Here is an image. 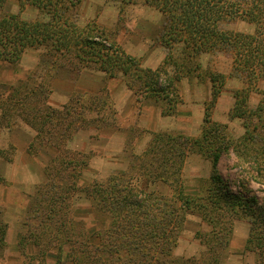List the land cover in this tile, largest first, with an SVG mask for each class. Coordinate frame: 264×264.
<instances>
[{"label":"rangeland","instance_id":"rangeland-1","mask_svg":"<svg viewBox=\"0 0 264 264\" xmlns=\"http://www.w3.org/2000/svg\"><path fill=\"white\" fill-rule=\"evenodd\" d=\"M9 1L3 10L14 14L18 1ZM74 2L76 4L77 0ZM27 7L24 14L21 13L22 19L49 21L48 15H43L38 8L32 5ZM32 8L38 9V19ZM72 18L80 27L94 23L105 29L109 39L106 44L118 45L126 54L139 59L144 68L159 69L169 53L175 57L181 56L180 46L169 48L164 43L163 34L169 23L167 16L143 0H134L133 3H123L122 0H80ZM222 27L244 33H254L257 29L256 25L245 20L227 21ZM261 30L264 31V28ZM262 36L264 38V32ZM33 50L40 62L36 67L26 64L24 69L30 70H22L21 61L18 65L0 61V85H7L2 91L9 96L14 92V88L9 90V87L22 83L21 96L15 95L12 100L18 96L24 98L29 90L26 83L29 82L33 86L31 88L39 90L33 100L45 98L51 106L60 109H64L66 104L73 105L72 110L82 118L78 117V122L73 126V134L67 142L69 155L65 158L80 161V164L75 162L76 165L72 164L65 173L58 171L56 163L51 162L58 154L49 147L33 145L38 142L37 137L43 125L40 118L36 121L26 110L16 113L12 118L0 120V225L5 227L0 226V264H137L127 252L130 246L123 243L119 251L116 252V248L111 251L110 239L106 235L108 216L96 208L90 189L97 184L107 185L116 178L130 183L136 192L143 190L157 196L171 197L177 194V187L182 186L184 192L194 199L205 196L213 168L204 148H200L196 141L204 134L206 102L212 97L211 80L208 77L210 71L221 73L226 79L212 113V121L224 126L222 131L227 133V138L233 143L239 141L247 131L252 134L259 132L264 136V112L250 120L232 114L236 95L246 88L248 81L243 72L236 70L232 52L202 55V69L206 70L202 74L204 78L186 77L178 83L182 102L173 105L174 111L169 109L168 101L161 104L159 100L148 96L140 81L135 88L141 92L137 93L127 84L122 72L111 76L100 67L105 60L101 55L90 60V66L78 67V61L58 59L47 46ZM174 71L175 67L170 65L168 72L171 76ZM3 72L10 76L2 75ZM257 88L250 95L248 109L256 110L264 91V78L258 81ZM170 97L176 98L172 94ZM5 100L1 99V103H6ZM167 111L170 112L165 113ZM4 128L15 134V137L8 140L5 134L1 135ZM160 138L167 140V145L160 150L174 151L175 159L170 166V174L166 175L160 170L158 176L151 170L158 163L145 164L149 162L147 159L155 156L145 155L156 139ZM227 145L225 136L219 145V172L227 183V189L234 195H242L246 199L255 196L263 201L264 176L259 180L254 179L250 165L242 160L238 150L236 152L233 146L228 148ZM262 148L259 147L258 152H264ZM48 165L51 166L50 177L57 181L58 187L66 182V185L72 184L69 190L70 215L65 226L45 229L47 231H44L40 246H37L34 240H39L41 229L37 220L40 215L33 220L27 209L30 196L38 189L49 193L50 177L45 170ZM4 172L11 179L21 180L22 189L8 188ZM35 174L38 177L36 182ZM3 194L7 197L5 202H2ZM178 206L180 232L177 239L172 237L164 243L167 248L171 247V241L176 244L164 258L169 261L172 255L174 258L202 261L210 257L212 245L208 240L212 238L213 225L203 213L184 209L181 201ZM151 207L152 210L147 209V213L156 211L159 217L162 212L172 211V207L165 206L159 199L152 201ZM244 211L241 210L239 215L250 212ZM239 215L221 218L223 223L227 222L230 231L221 237L227 243L223 249L217 248L218 264H264L263 255L248 245L250 220ZM118 242L124 241L118 239ZM22 243L25 252H22ZM162 253L161 250H150V255L156 257ZM26 256H32L33 259L29 260Z\"/></svg>","mask_w":264,"mask_h":264},{"label":"trees","instance_id":"trees-1","mask_svg":"<svg viewBox=\"0 0 264 264\" xmlns=\"http://www.w3.org/2000/svg\"><path fill=\"white\" fill-rule=\"evenodd\" d=\"M8 1L0 0V61L2 62L18 65L26 49L40 46L49 47L58 59L78 61V67L90 66V60L101 55L105 57V60L100 67L107 70L111 76L122 72L127 78V84L137 93L141 92L140 89L135 88L136 83L140 81L148 96L159 100L161 104L169 102V109L175 111L173 105L182 102L178 83L186 77L204 78L202 74L206 70L202 69V55L222 51L232 52L236 70L243 72L248 80L246 88L238 91V96L236 95L237 100L232 114L250 120L253 116L261 115L264 112V91L256 110L247 108L251 93L258 89V81L264 78V38L262 36L264 31L261 30L264 28V0H143L163 12L169 20L168 27L163 34L165 45L169 48L177 45L183 51V53L181 51L180 57L169 53L162 66L155 70L142 67L139 59L126 54L118 45H107L109 39L105 29H101L97 24L90 23L85 27H80L72 18V13L77 3L80 4V0H77L76 4L74 2L76 0H16L20 12L24 11L28 5H32L38 8L43 15H48L49 21L47 22L27 21L22 19L21 14L6 13L3 7ZM122 1L123 3L134 2V0ZM235 20H245L256 25L257 29L254 33H244L222 27L224 22ZM170 65L175 67L172 76L168 72ZM208 74L211 80L212 97L206 102L204 134L200 140L196 141L200 148H204L213 168L205 196L194 199L184 192L182 186L177 187L179 188L177 194L171 197L157 196L153 192L148 193L143 190L136 192L135 188L129 185L130 183L116 178L111 179L107 185L97 184L90 189L96 208L108 216L106 235L110 239L111 251L114 248H116V252L119 251V248L123 247V243L128 245L130 249H127V252L132 255L137 264H144V261L146 264L152 262H154L153 264H218L219 252L217 250L226 247L227 243L222 241L221 237L230 231L227 222L223 223L221 218L238 216L241 210L250 211L249 214L239 215L247 217L251 222L248 245L261 253L264 259V200L255 196L246 199L242 195H234L227 189V183L225 184L219 172L221 159L219 145L226 136L227 147L233 146L236 152L238 150L242 160L252 168L254 173H252V177L259 180L264 176V152H258V148L264 147V136L259 132L252 134L247 131L239 141L230 142L227 133L222 131L224 126L212 121V113L223 91L226 79L222 77L221 73L215 71H210ZM162 80L165 81L164 84L161 83ZM21 84L11 85L9 90L14 88V92L9 96L2 91V88L7 85H0L2 119L12 118L16 113L26 111L35 117L36 121L40 118L43 128L37 137L38 142H34L33 145L49 147L58 154L51 161L52 164L56 163L58 171L65 173L71 169L72 164L76 165L75 162L80 164V161L65 158L66 155H69L68 138L72 136L73 126L80 117L72 110L73 105L66 104L64 109H60L51 106L45 98L33 100L39 90L31 88L33 86L29 82L26 83L29 90L24 98L19 97L22 94ZM171 94L176 98L170 97ZM15 95L19 96L16 97V100H12ZM1 99H6V103H1ZM168 112L170 111L165 113ZM166 145V139H156L145 155V157L155 156L147 159L150 163L146 162L145 164L158 163V166L151 168L156 172V175L160 170L166 172L167 175L171 170L172 161L175 159L174 151L160 150L162 146ZM165 150L166 152L163 153ZM50 167V165L45 167L49 177L51 175ZM164 180L168 181V179ZM49 181L48 185H51L48 189L49 193L46 194L45 191L38 189L34 195L30 196L27 209L28 215L33 220L40 215L37 220L41 229L38 233L39 240H34L37 246H40L44 231H47L45 229L65 226L70 215L69 190L72 188V184H68V186L66 182L58 187L57 181H54L53 178L50 177ZM155 199L161 200L165 206L172 207V211L162 212L160 217L156 211L148 214L146 210H152L151 202ZM179 201L184 209L203 213L214 227L213 233H211L212 238L208 240L212 245L211 256L202 261L174 258L172 255L169 261L164 258L176 245L175 241H171V247L167 248L164 243L170 241L172 237L177 239L180 232V222H177L178 211H180ZM44 205H47L48 208ZM38 207L42 208L38 209ZM119 228L123 229L119 230ZM59 232L60 230L57 231V234ZM118 239L124 242L119 243ZM23 246L24 243L21 244V248L22 252H25ZM215 246L217 247L215 248ZM152 249L153 251L161 250L163 253L158 257L150 255ZM145 257L147 260H144ZM27 258L33 259L32 256ZM118 258L119 255H117V260ZM61 259L62 257H60Z\"/></svg>","mask_w":264,"mask_h":264},{"label":"crops","instance_id":"crops-1","mask_svg":"<svg viewBox=\"0 0 264 264\" xmlns=\"http://www.w3.org/2000/svg\"><path fill=\"white\" fill-rule=\"evenodd\" d=\"M10 2V1H9ZM7 4H9V3H7ZM15 5H16V8L13 10V12H14V14H21L22 13V15L24 14V11L25 10H27V9H25L23 12H19V9H20V7H19V5L18 4H16L15 3ZM5 8H6V6H5ZM28 8V7H27ZM7 9V8H6ZM33 9V8H32ZM31 9V10H32ZM33 10H35L34 12L36 13V16H35V18L36 19H38L39 18V16H38V9H33ZM34 48H31V49H28V50H26L25 52H24V54L22 55V59H21V68H22V70H30V69H24L25 68V66H26V64H30L31 66H34V67H36V66H38L39 65V59H38V57H37V54H36V52H35V50H33ZM31 68H33V67H31ZM32 70V69H31ZM2 75H5V76H7V77H9L10 76V74L9 73H7V72H3V74ZM53 89H54V87H53ZM2 119V110H1V108H0V120ZM1 128V127H0ZM2 130V129H1ZM2 134H5L6 135V139H12L13 137H15L14 135L15 134H13L12 132H9V131H7V129H3L2 130V132H1V135ZM10 167H13V164L11 165H9ZM8 166V168H10ZM7 168V169H8ZM4 174V176L6 177V180H7V184H8V188H19V189H22V187H23V184H22V181L21 180H16V179H11L10 178V175H8L6 172H4L3 173ZM34 177L36 178V180H34L35 182L37 181V179H38V177H37V175L35 174L34 175ZM3 196V201L2 202H5L6 201V196L3 194L2 195ZM6 197V198H5Z\"/></svg>","mask_w":264,"mask_h":264}]
</instances>
